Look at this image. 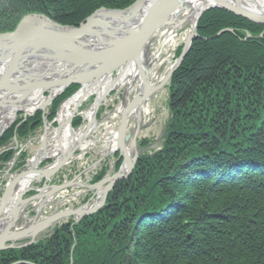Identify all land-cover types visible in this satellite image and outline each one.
Segmentation results:
<instances>
[{"label": "trees", "instance_id": "16d2710c", "mask_svg": "<svg viewBox=\"0 0 264 264\" xmlns=\"http://www.w3.org/2000/svg\"><path fill=\"white\" fill-rule=\"evenodd\" d=\"M134 1L0 0V33L30 12L76 26L100 7ZM224 28L233 32L195 37L172 73L161 148L138 157L102 208L60 223L36 243L1 250L0 264H264V25L213 8L199 18L197 33ZM77 88L53 100L49 120ZM22 119L19 113L3 132L0 147L14 136L27 139L42 112ZM12 153L2 152L0 162Z\"/></svg>", "mask_w": 264, "mask_h": 264}, {"label": "water", "instance_id": "95a60500", "mask_svg": "<svg viewBox=\"0 0 264 264\" xmlns=\"http://www.w3.org/2000/svg\"><path fill=\"white\" fill-rule=\"evenodd\" d=\"M143 1L144 0H135L133 3L122 9L100 7L90 13L76 26L62 25L55 22L54 20H51V22L56 26H59L63 29L67 28L68 34H63V31L60 32V34H56L55 32L49 30L47 33L43 28L34 25L29 18L34 17V15L38 13H26L22 15V17H20L10 33H0V65L1 63L6 64V67L4 68L1 66L3 68V71L2 75L0 76V109L11 106L15 107V111L12 114L10 123L8 122L4 127L0 129V136L4 132V130L10 126V124L15 119L16 113L19 111L22 112L24 116H31L37 111H42V123L43 129L45 130L47 124L56 121V116L61 105L70 97H72V95H74L77 91H79V89L82 88V85L88 84L87 88H90L91 86L96 84L94 82L98 78L107 73H112V71H114L116 68L123 65L124 63H128L130 60H133V62H135L137 65H141L143 51L148 42L155 35V33L167 23L169 16L174 10H176L178 5H180L181 0H158L156 5L151 7L148 14L143 17L142 21H140V24H138L136 27L117 34L108 32L109 38L113 41H102L98 35L94 36V38L97 39L95 43L94 41L83 42L81 38L87 35V32L89 30L88 25L91 20L94 19V15L98 11L104 10L120 12L128 9L134 4H139ZM235 1L237 4H233L225 0H212V3L204 7L199 12L190 33L185 38L179 55L174 60L173 64L164 73L159 83L151 90H156L163 87L170 80L172 73L177 69V67L180 65L183 58L187 54L192 40L194 39V37L198 36L196 27L198 20L204 11L210 8H222L230 11L231 13H234L235 15L245 17L253 22L264 25V13L256 14L250 12L238 4V2L245 3L247 2V0ZM96 24H101V22H96ZM223 32H232V29H222L208 38L217 37L220 33ZM104 33L106 32L104 31ZM259 36H261V34H259ZM33 55H37L41 58L49 60L57 59L61 62H64L68 67L66 69L58 71L46 70L43 73H38L37 75L32 76L23 74L22 78L16 80L17 77H13L15 72L19 73L20 71H22L25 60ZM69 63L72 65H68ZM71 71L72 73H69ZM12 77L13 80L19 82L20 84L13 89H8L7 85L8 83L12 82ZM71 84H78L79 88L59 103L54 118L49 121L47 119V114H44L46 107L49 106L52 103L53 99L60 95L64 91V89ZM47 88H50L51 90H53V92ZM37 89L41 90L39 94L33 97L32 93H34V91H38ZM44 91L46 92V94ZM145 93L146 92H144L141 97L136 100L139 101L143 99ZM24 98H29V102L26 105L22 104ZM35 100H39V103L36 106L31 107ZM29 104L31 110L27 111L25 107L29 106ZM97 109L98 106H95L94 112L92 114L93 120L95 119ZM122 117H126V110L121 112L120 131H123L124 129ZM57 128H59L58 123ZM139 129L140 126L137 125L130 138V142L135 145H137L136 136ZM43 136L44 131L41 135V138ZM161 139L162 136L159 137V140ZM13 140L14 143L17 144L16 138H13ZM41 142L44 143L43 140H41ZM118 142L119 148H117V150L119 149L120 154L126 158L127 153L123 144H120L121 140ZM16 146L17 145H15V148ZM20 150L21 149H18L14 156L19 154ZM71 153L72 151H69L66 156H62L58 161H56L57 159H55L54 162L42 167L41 169H37V171L44 173L45 175H47V177H51L65 164ZM135 154L136 155L134 156V158H126L127 164L125 163L124 171L120 172L119 167V171L117 170L112 174L105 175L102 179L95 182L94 184H78L81 187L94 188L96 187V184H104L103 189L100 191L101 196L98 197V199L95 198L90 204L84 203L83 205L78 207H69L60 209L58 211L54 210L52 213L36 220L35 218L37 216V213L53 193L68 186L75 185V182L74 179H71L59 184L44 185L39 189L31 187L30 190H34L35 193L24 198L21 196L19 197L18 201H16L15 205L11 208L12 220L8 222L2 228V230L0 229V250L7 248H19L35 243L42 237V233L46 231L47 228L53 227L63 219L74 217L75 221H78L84 216L98 210V208H100V206L105 203L107 193L114 186V184L131 174L136 157L139 155V151L136 150ZM14 160L15 158L13 157L11 162H14ZM25 167L12 176V178L6 183L4 191L0 195V219L2 218V212L4 211L8 203L9 192L13 188L14 183L24 173L27 172V170H25ZM38 198H41L42 202L34 210L35 213L32 220L35 219L36 221L34 220L35 222H31L25 228H23L24 226L22 224L20 228H16V223L22 215V213L21 215H19L20 205L22 203H26L28 201L30 202L31 200H36ZM70 262H72V260H70Z\"/></svg>", "mask_w": 264, "mask_h": 264}, {"label": "bare ground", "instance_id": "6f19581e", "mask_svg": "<svg viewBox=\"0 0 264 264\" xmlns=\"http://www.w3.org/2000/svg\"><path fill=\"white\" fill-rule=\"evenodd\" d=\"M225 1H228L233 4H237L235 0H225ZM157 2L158 0H144L141 3L134 4L128 9L120 12L104 11V10L98 11L94 15V19H92L91 22L89 23L88 25L89 30L87 32V35L81 38L82 41L83 42L94 41L95 43L97 40L96 38H94L95 35H98L102 41H113L112 39L109 38L108 32L117 34L136 27L138 24H140V21H142L143 17H145V15L148 14L151 7L156 5ZM210 3H212V0H181L180 5H178L176 10H174L171 13V15L167 20V23L162 27L160 32L163 33V36H168L167 40H169L175 38L178 30L187 23L191 25V29H192L194 21L196 20L199 12ZM238 4L250 12L256 14L264 13V0H247V2L245 3L238 2ZM29 19L32 21L34 25L43 28L44 31L47 33L49 30L55 32L56 34H60V32L62 31L63 34H68L67 28L63 29L59 26H56L54 23L51 22L52 20L51 18L47 16L45 17V15L42 13L35 14L34 17ZM96 22H101V24H96ZM12 30L6 32L2 30L1 33L2 34L10 33ZM104 31L106 33H104ZM197 35H198L197 37H201L206 40L212 39V38H208V36L205 37V36H200L199 34ZM246 37L250 38L251 35H247ZM146 48L147 46L145 47V49ZM153 58L154 56L150 57L149 60L151 61ZM158 61H160V59ZM158 61L146 63L143 59V55H142L141 65L140 64L137 65L135 62H133V60H130L128 63H124L123 65L116 68L114 71H112V73H107L101 76L100 78H98L94 82L96 84H94L90 88H87L88 84L82 85V88H80L79 91H77L74 95H72V97H70L67 101H65L61 105L58 114L56 116V120L57 123L59 124V128H57V126L52 127L51 125H46L44 130V136L40 138L38 147L36 148L34 154L28 159V162L25 167V170H27V172L24 173L14 183L13 188L9 192L8 203L4 211L2 212V218L0 219L1 230L8 222L12 220L11 208L15 205L16 201H18L20 196L22 197L25 192L31 189L33 182L35 180H42L43 178H45L46 180L50 179L49 176L47 177V175H45L44 173L37 171V167L39 166L40 162L43 159L49 157H55V159H57L56 161H58L62 156L64 155L66 156L69 153V151H72L70 155L71 157L75 151H79V150L83 151L85 149L90 148V146H93L94 141L91 139L92 138L91 135L96 129L98 124V121L96 119L94 120L92 119L94 107L98 106L103 101H105L111 89H118L119 87L122 88L124 87V92L122 94L123 98L121 101V105L118 108V112L121 113L124 110H126V117H122V121L124 123L123 131H120L121 130L120 127L121 118H120L118 119V125L115 128L108 129V137L105 138V141L109 143L111 146L109 152H113V150L119 148L118 141L121 140L120 144H123L125 151L127 153L126 158L127 157L134 158L138 147L137 145L130 142V138L133 132L135 131V127H137V125L141 126L140 123L143 118L142 109L146 105V102L151 97H153L154 94L158 92L157 91L158 89L151 90L159 83L162 77L161 71L158 72L157 70L158 68L156 62ZM167 61L168 60L164 62L163 64L164 66H162V68L166 67ZM172 64L173 61L170 62L168 67H170ZM68 65H72V64L69 63ZM1 66L4 68L6 67V64L1 63L0 76L2 75V71H3V68ZM67 67L68 66L64 62H61L57 59L49 60V59L41 58L40 56L37 55H33L25 60L22 71H20L19 73L15 72L13 77H17L16 78L17 80L22 78L23 74H28L32 76V75H37L38 73H43L46 70L58 71V70L66 69ZM69 73H72V71ZM13 77L11 80L12 82L8 83L7 85L8 89H13L20 84L19 82L13 80ZM47 89L53 92V90H51L50 88ZM37 90L38 91H34V93H32L33 97L39 94L41 89H37ZM129 92H130V97H127L129 95ZM144 92L146 93L143 99L137 101L136 99L141 97V95ZM92 94H94V98L92 103L89 105V107L84 112L80 113L79 115H76L75 112L78 109L77 105H80L85 99H87ZM133 99L136 101H134ZM28 102H29V98H24L22 104L26 105ZM38 103L39 100H35V102L31 105V107L36 106ZM31 107L29 104V106L25 108L27 111H29L31 110ZM14 111H15V107L13 106L0 109V129L4 127L11 120ZM75 115L78 116L80 119H82V121L84 122L79 127L71 126V121L72 119H74V117H76ZM131 121H134L136 124V126L134 125L132 130L128 128L129 123H131ZM41 140H43L44 143H42ZM126 158L121 155V160H123V162L122 165L120 166V172L124 171L125 163L127 164ZM137 159L138 156L136 157L135 163ZM103 187L104 184L103 185L96 184L95 188L94 187H87V188H91V190H93L90 196H92L93 199L95 198L98 199V197L101 196L100 191L103 189ZM112 189L113 187L108 191L107 196ZM41 202L42 199L38 198L36 200H31L30 202L28 201L26 203H22L19 207V215H21L22 211L25 210L28 203L34 204L35 208H37ZM104 204L100 206V208H102ZM33 221L34 220L27 222V224L24 225L23 228L27 227Z\"/></svg>", "mask_w": 264, "mask_h": 264}, {"label": "rangeland", "instance_id": "374dc122", "mask_svg": "<svg viewBox=\"0 0 264 264\" xmlns=\"http://www.w3.org/2000/svg\"><path fill=\"white\" fill-rule=\"evenodd\" d=\"M191 29V25L189 23L183 25L177 32V35L173 39H168V36H163V33L158 32L156 36L150 41L147 45V48L143 51V59L146 63L155 62L160 59L157 63V70L158 72L161 71L162 74L167 70V66L170 62L177 56V50L181 48L183 41L187 34ZM177 48V49H176ZM176 50V51H175ZM159 54H158V53ZM176 53V55H175ZM158 54V55H157ZM154 58L150 61V57ZM167 61L166 67L164 66V62ZM116 76V75H115ZM114 77V76H113ZM77 85V84H76ZM78 89V88H77ZM76 89V90H77ZM74 90V91H76ZM158 91V92H157ZM156 94L153 95L147 102L146 105L142 109L143 118L141 121L140 129L137 133L136 143H137V150L142 148L140 141L147 139L149 142L146 146H143V153L144 152H152L157 150L160 147L161 140H159V136L163 133L164 129L167 126V121L169 119V108H168V84L164 85L162 88L158 89ZM124 87H119L118 89H112L106 97L105 102L100 106L99 112L96 115V120L98 121L97 127L91 135V139L94 141L93 146L90 148L85 149L83 151H75L66 165L63 166V170H59L58 173L50 178V182L47 184L52 183H59L61 179H67V177L63 173L66 171L70 174L68 176H75L76 173H79L78 177L75 179L76 182H91L92 175L96 171L100 169H104L106 174L115 172L117 169L114 168V161L117 159L119 155V151L109 152L110 151V144L105 141V138L108 137V129H113L118 125L119 119V112L118 108L121 105V101L123 98ZM46 94V93H45ZM94 94H92L89 98L85 99L80 106H78L76 115L84 112L89 105L93 101ZM127 97H130V92ZM56 98V97H55ZM54 98V99H55ZM53 99V100H54ZM53 102V101H52ZM50 106V105H49ZM46 107L45 112H47ZM75 115V116H76ZM78 116L74 117L76 119ZM71 123L73 122V120ZM10 123V121H9ZM84 122L82 121L81 124ZM12 124V123H11ZM10 124V125H11ZM51 125L52 127L57 126V120L55 124H47ZM79 124L72 127H77ZM135 125L134 121L129 123V129H133ZM44 129L40 126L37 129V136H32L29 140L24 142L17 141L19 145H23L24 149L27 151L25 162L26 165L28 159L31 155L35 152L36 148L39 145L40 136L43 133ZM18 144L11 142L9 145L18 149ZM1 149V148H0ZM13 150V149H11ZM55 157H49L43 159L38 166V169L41 168V165H45L50 161H53ZM18 158L15 162H17ZM10 165V163L3 164V167H0V193L3 189L4 184L11 178V176L15 175L18 170H16V163ZM18 163V162H17ZM47 164V165H48ZM24 165V166H25ZM62 172V173H61ZM42 180H38L33 182V187L37 189L42 185ZM31 190L24 193V197H26ZM93 190H87L83 187H79L75 185L68 189H65L59 194H54L43 206L40 210L38 217H42L46 215L48 212L51 211L53 206L56 203V200L61 198L62 200L57 203L58 207L64 206H75L81 204L88 196L92 194ZM34 204H29L28 207L23 210L21 218L18 220V224H23L28 222L31 219V216L34 215Z\"/></svg>", "mask_w": 264, "mask_h": 264}]
</instances>
